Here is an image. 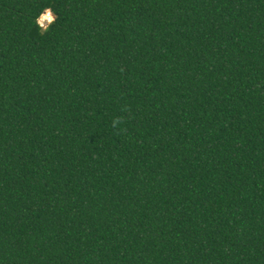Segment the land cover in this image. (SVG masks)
I'll return each instance as SVG.
<instances>
[{"label": "trees", "instance_id": "16d2710c", "mask_svg": "<svg viewBox=\"0 0 264 264\" xmlns=\"http://www.w3.org/2000/svg\"><path fill=\"white\" fill-rule=\"evenodd\" d=\"M0 264H264V0H0Z\"/></svg>", "mask_w": 264, "mask_h": 264}, {"label": "clouds", "instance_id": "9594fccd", "mask_svg": "<svg viewBox=\"0 0 264 264\" xmlns=\"http://www.w3.org/2000/svg\"><path fill=\"white\" fill-rule=\"evenodd\" d=\"M45 11L47 12V15H43L42 19L43 20H47L49 22V24H54L57 20L56 15L53 13L52 9L50 8H46ZM42 26V25H41ZM43 27V26H42ZM45 31H47V29L42 28L41 29V34H43ZM121 124V120L120 118H114L112 121V127L116 128Z\"/></svg>", "mask_w": 264, "mask_h": 264}, {"label": "rangeland", "instance_id": "374dc122", "mask_svg": "<svg viewBox=\"0 0 264 264\" xmlns=\"http://www.w3.org/2000/svg\"><path fill=\"white\" fill-rule=\"evenodd\" d=\"M43 15H47V12H45ZM42 16L39 18V23L42 24L44 27H47L49 22L47 20H43Z\"/></svg>", "mask_w": 264, "mask_h": 264}, {"label": "built area", "instance_id": "2783aa9c", "mask_svg": "<svg viewBox=\"0 0 264 264\" xmlns=\"http://www.w3.org/2000/svg\"><path fill=\"white\" fill-rule=\"evenodd\" d=\"M42 25V24H41ZM43 26V25H42ZM44 27V26H43ZM45 28V27H44Z\"/></svg>", "mask_w": 264, "mask_h": 264}]
</instances>
